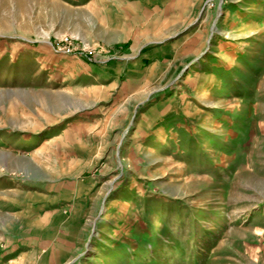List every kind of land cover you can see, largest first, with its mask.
Masks as SVG:
<instances>
[{"label":"rangeland","instance_id":"374dc122","mask_svg":"<svg viewBox=\"0 0 264 264\" xmlns=\"http://www.w3.org/2000/svg\"><path fill=\"white\" fill-rule=\"evenodd\" d=\"M0 264H264V0H0Z\"/></svg>","mask_w":264,"mask_h":264},{"label":"bare ground","instance_id":"6f19581e","mask_svg":"<svg viewBox=\"0 0 264 264\" xmlns=\"http://www.w3.org/2000/svg\"><path fill=\"white\" fill-rule=\"evenodd\" d=\"M204 96V95H203Z\"/></svg>","mask_w":264,"mask_h":264}]
</instances>
